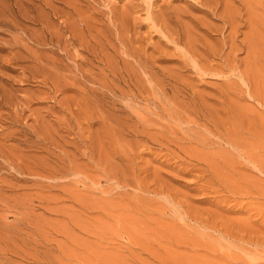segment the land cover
<instances>
[{"label":"rangeland","instance_id":"rangeland-1","mask_svg":"<svg viewBox=\"0 0 264 264\" xmlns=\"http://www.w3.org/2000/svg\"><path fill=\"white\" fill-rule=\"evenodd\" d=\"M0 264H264V0H0Z\"/></svg>","mask_w":264,"mask_h":264}]
</instances>
